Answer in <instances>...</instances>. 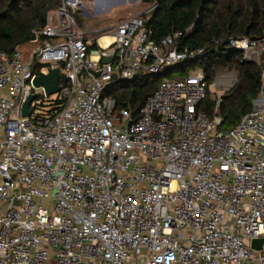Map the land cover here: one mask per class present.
Segmentation results:
<instances>
[{
  "label": "built area",
  "instance_id": "1",
  "mask_svg": "<svg viewBox=\"0 0 264 264\" xmlns=\"http://www.w3.org/2000/svg\"><path fill=\"white\" fill-rule=\"evenodd\" d=\"M99 1L60 0L34 40L0 50V264H264L263 69L231 128H218L239 75L229 69L163 77L133 119L103 95L110 84L210 48L179 46L180 31L149 38L142 13L81 29L74 14ZM213 44L264 60V35ZM55 67L66 83L53 105L33 98L23 115L43 88L34 77ZM208 94L211 118L197 109Z\"/></svg>",
  "mask_w": 264,
  "mask_h": 264
},
{
  "label": "trees",
  "instance_id": "2",
  "mask_svg": "<svg viewBox=\"0 0 264 264\" xmlns=\"http://www.w3.org/2000/svg\"><path fill=\"white\" fill-rule=\"evenodd\" d=\"M151 9L142 13L149 38L156 41L173 31L182 32L179 46L208 47L204 55L189 61L164 66L157 74L140 75L128 80L133 87L115 99L117 110L127 106L133 119L139 108L154 92L163 77L199 67L211 82L219 69L238 71V80L221 97L218 111L222 117L219 129L233 127L240 116L252 107L261 85L263 62L259 65L240 59L234 48H215L213 39L235 35H264V0H144ZM60 0H0V50L10 56L16 45L30 41L34 30L45 26L47 15L59 7ZM188 29V30H187ZM187 30V31H186ZM124 81V80H123ZM58 103V102H56ZM211 118L214 101L208 95L197 107Z\"/></svg>",
  "mask_w": 264,
  "mask_h": 264
},
{
  "label": "rangeland",
  "instance_id": "3",
  "mask_svg": "<svg viewBox=\"0 0 264 264\" xmlns=\"http://www.w3.org/2000/svg\"><path fill=\"white\" fill-rule=\"evenodd\" d=\"M102 2V3H101ZM106 3V4H105ZM151 7L150 2L144 0H100L95 9L93 7H88V12L90 16H86L81 12L74 14V17L81 29L90 28H101L106 27L109 24H113L120 18L127 16L129 14L143 13ZM29 45V44H28ZM190 68L188 71H190ZM178 72H173L169 77H176ZM133 85L127 80L115 82L110 84L104 91L105 97L119 98L123 93L128 92ZM34 94L36 96L33 99V103L37 105L38 110H46L53 105L54 94L46 96L42 87L34 88ZM211 98V95L208 94ZM121 109L127 110V106H123Z\"/></svg>",
  "mask_w": 264,
  "mask_h": 264
},
{
  "label": "water",
  "instance_id": "4",
  "mask_svg": "<svg viewBox=\"0 0 264 264\" xmlns=\"http://www.w3.org/2000/svg\"><path fill=\"white\" fill-rule=\"evenodd\" d=\"M34 39H35V34H32L30 40H34ZM109 60L110 58H103V62H108ZM262 69H263V79H264V65H262ZM65 83H66V76L60 67L48 68L46 73H39L33 79L34 86L36 87L43 86L46 96H49L50 94L59 91L61 88L65 86ZM33 98L34 95H30L23 103L22 105L23 115H28L30 113V110L28 109V105ZM262 242H263L262 239L253 240V246L260 248Z\"/></svg>",
  "mask_w": 264,
  "mask_h": 264
},
{
  "label": "bare ground",
  "instance_id": "5",
  "mask_svg": "<svg viewBox=\"0 0 264 264\" xmlns=\"http://www.w3.org/2000/svg\"><path fill=\"white\" fill-rule=\"evenodd\" d=\"M109 40L110 38L107 35H105V36H102L99 41L101 42L102 45H105L107 42H109Z\"/></svg>",
  "mask_w": 264,
  "mask_h": 264
},
{
  "label": "crops",
  "instance_id": "6",
  "mask_svg": "<svg viewBox=\"0 0 264 264\" xmlns=\"http://www.w3.org/2000/svg\"><path fill=\"white\" fill-rule=\"evenodd\" d=\"M134 1V0H133ZM110 25H112V24H109L108 26H110ZM108 26H106V27H108ZM102 28V27H101ZM104 28V27H103ZM92 29H97V28H90V29H86V30H92Z\"/></svg>",
  "mask_w": 264,
  "mask_h": 264
}]
</instances>
